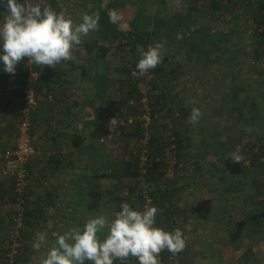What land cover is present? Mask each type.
<instances>
[{
    "label": "rangeland",
    "instance_id": "rangeland-1",
    "mask_svg": "<svg viewBox=\"0 0 264 264\" xmlns=\"http://www.w3.org/2000/svg\"><path fill=\"white\" fill-rule=\"evenodd\" d=\"M40 2L77 21L84 13L99 16L98 29L83 37L82 43L72 49L74 56L83 57L87 72L79 73V82L71 81L70 93L85 99L83 112L87 113L70 114L69 138L72 141L74 135H86L87 146L93 147L97 161L89 171L92 187L103 194L101 206L119 205L111 190H116L114 194L121 196L122 203L139 208L156 205L159 209L157 225L168 230L180 229L186 239L183 251L172 254L165 250L167 264H264V37H261L264 27H260L258 17L264 10L259 9L255 0ZM0 7L6 11L7 3H1ZM112 10L121 16L115 23L109 19ZM104 27L130 33L154 31L149 45L159 43L171 54L170 71L162 81L169 87L163 109L152 110L147 93L141 99L127 94L129 80L135 82L130 79L133 74L127 73L124 63L130 60V45L120 51L114 48L116 44L111 38L103 40L111 46L107 58H99L96 49L90 53L86 50ZM25 71L29 76L25 80L24 99L18 102L20 106L10 111L11 114H0V186L10 191L14 188L15 193L18 191L14 181L3 172L4 159L7 151L14 148L25 119L29 85L34 86L38 100L29 115L31 130L34 129V151L26 165L27 187L34 191L42 186L40 181L43 183L37 177V169L41 168L37 156L42 150L35 138L34 113L42 100L54 102L56 97L53 93L56 86L48 88L42 75L44 71L38 65L33 64ZM134 85L145 83L135 82ZM143 88L148 90L147 85ZM61 92L59 89L56 93ZM194 107L200 108L202 115L193 124L189 116ZM144 115L150 116L148 123ZM113 116L124 123L112 127L110 118ZM129 119L132 123L145 120L147 129L142 139L136 136V123H127ZM76 121H81L78 124L84 129H75ZM101 122L109 123L110 133L93 137ZM151 134L156 136L152 154L147 147ZM144 155L148 157L146 161L142 159ZM236 155L241 157L243 171L232 174L224 165L227 158ZM104 162L108 171L102 172ZM150 163L155 168L153 178L146 172ZM82 165L80 173L84 172ZM136 165L140 170L137 177ZM131 170L133 175H128ZM81 176L87 180L86 176ZM78 193L76 196L83 199V193ZM5 194V201L0 204V220H4L7 227L0 231V264H41L47 249L55 245L57 235L82 224L81 212L71 213L69 206L62 211L65 217L50 209L48 219L38 222L33 218L35 227L30 229L33 244L25 252L18 241L25 222V201L23 203L20 197L12 201V195ZM37 197L31 194L30 206L34 205L33 201L37 205ZM203 200L210 203L200 209L197 206ZM42 202L40 200L39 206H51ZM115 211L117 209L111 214ZM240 222H244L242 227ZM40 236L45 237L46 243L36 248L33 245ZM125 262L138 264L134 257L123 264Z\"/></svg>",
    "mask_w": 264,
    "mask_h": 264
},
{
    "label": "clouds",
    "instance_id": "clouds-1",
    "mask_svg": "<svg viewBox=\"0 0 264 264\" xmlns=\"http://www.w3.org/2000/svg\"><path fill=\"white\" fill-rule=\"evenodd\" d=\"M7 10L0 15V71L14 74L17 65L28 63L55 68L73 61V47L99 26L97 14L84 13L77 21L63 11H56L40 0H6ZM121 18L116 10L109 12L115 23ZM163 47L157 43L141 50L133 76H144L163 60ZM202 115L194 107L189 116L196 123ZM234 159L239 162L241 157ZM156 205L135 207L128 202L112 217L98 214L82 225L70 227L55 238L41 264H123L135 257L138 264H161L164 250L177 254L186 247L180 229L168 230L157 225ZM38 237L34 247L45 244Z\"/></svg>",
    "mask_w": 264,
    "mask_h": 264
},
{
    "label": "crops",
    "instance_id": "crops-1",
    "mask_svg": "<svg viewBox=\"0 0 264 264\" xmlns=\"http://www.w3.org/2000/svg\"><path fill=\"white\" fill-rule=\"evenodd\" d=\"M82 58L73 55V61L62 62V64H57L55 68L38 65L44 71V74L42 73L44 81L51 84L52 87L56 86L53 92L56 97L54 102L42 100L36 109V113H34V124L37 131L35 138L42 150L39 152L41 154L37 156V161L41 166V168L37 169V177L39 180H43V183L40 181L42 186L40 188L36 187L33 193L38 196L37 199L43 200V204H53L48 198L53 191L54 204L56 206H69V209H72L71 213L81 212L79 220L83 224L87 218L94 216L92 213L112 217L120 210V206H99L95 211L88 209L89 190L93 188L91 183L92 172L89 170L93 169V164L97 159L94 157L93 147H89L90 145L87 146L88 144H86V135H82L81 143H79L81 145L77 148L74 147L73 141L69 138V129L72 124L70 114L80 115V113H87V111L83 112V108L86 105L85 99H80L74 93H70L71 81L79 82V73L87 72ZM24 73L25 68L21 63L17 65L14 74L0 71V114L5 112L11 114L10 111H15L20 106L18 102L20 104V100L24 99L25 94ZM59 89L63 92L57 94L56 92ZM44 98L48 100L47 97ZM87 117L83 123L76 121L75 129H84L88 121ZM78 123H82L84 127ZM91 123L90 127H92ZM101 161H103V158H101ZM71 164L74 168L73 171H71ZM80 164H83L85 173L79 172ZM101 168L102 172L108 171V166L106 167L105 162L101 164ZM81 175L86 176L87 180L83 179ZM79 180L84 181L80 184ZM70 183H73V185L71 186ZM49 187L52 191H48ZM78 191L83 193V199L76 196L79 194ZM72 193H75V196L71 198ZM55 195H57V198ZM65 198L68 199L64 200ZM114 209H117V211L112 215L111 213ZM61 221H63L62 218Z\"/></svg>",
    "mask_w": 264,
    "mask_h": 264
},
{
    "label": "trees",
    "instance_id": "trees-1",
    "mask_svg": "<svg viewBox=\"0 0 264 264\" xmlns=\"http://www.w3.org/2000/svg\"><path fill=\"white\" fill-rule=\"evenodd\" d=\"M6 0H0V4L1 3H5ZM54 3V2H52ZM256 5H258L259 9L264 10V0H255L254 2ZM3 11L1 10L0 7V15H2ZM259 17V21H260V27H264V14L262 15H258ZM101 33L99 35L98 38H96L93 43L91 44V46H87V51L90 53L92 49H96L97 50V56H99V58H107L110 50H111V46L110 44L107 45L106 42H103V40L109 39L111 38L112 41L116 44L114 46L115 49H119L120 51L125 50L126 47H129V45L131 46V55H130V60L125 61L124 63H126V70L127 73H131L136 70V64L138 62V60L140 59V52L141 50L147 49L150 43V40L152 39L153 35H154V31H150V30H144V31H135V32H124L122 30H117V29H111V28H101ZM262 36L264 37V28L262 29ZM95 47V48H94ZM116 50V51H117ZM164 52H163V60L160 64L157 65V67H155L154 69L149 70L148 73H146L144 76H140L137 75L130 77V79H134V81L136 82V84L141 83H145V85L148 86V90L144 89L143 87H145V85H140L138 87H136L135 82H132L131 80H129V89L127 94H132V95H136L138 99H141L143 95H145V93H147V95H149V102L151 104L152 110L154 111H159L161 109L164 108V106L166 105V98L169 95V87L168 84L166 82L162 83L163 81V77L166 78V75L168 74V72L170 71V67H171V54L169 52H167V50H165L163 48ZM27 59L25 61H22L21 64H23L24 68H30L31 64H27ZM29 66H27V65ZM35 65V64H34ZM35 69L37 68V66L34 67ZM125 70V69H124ZM24 79L26 80V77L29 76V72L25 71L24 73ZM51 84H48V88H51ZM137 121V120H136ZM136 123V136H138L139 140L142 139L145 135H146V129H147V125L145 124V120H140L137 121ZM128 123V121H127ZM132 123V124H134ZM131 124V123H129ZM34 129L30 130L31 136H33ZM110 133V128H109V123L106 122H101L99 123L95 130L94 133L92 134L93 137H103L105 135H108ZM75 136V135H74ZM73 136V145L75 148L79 147L81 144V140L82 137L77 135L74 137ZM156 140V136L151 134V137H149L148 140V151L150 154H152L151 149L153 145H156V143L153 144V141ZM54 159V157H53ZM1 161V160H0ZM151 165V163H150ZM226 170L232 174H238L241 173L243 171V166L242 163L237 162L234 157L231 158H227L225 161V165ZM139 166L136 165L135 167V176L140 174V170L138 169ZM149 175L148 177H155V168H153V165L147 167V171H146ZM161 174V173H160ZM128 175H133V171L131 170V173L129 172ZM136 176V177H137ZM150 178V179H151ZM13 178H12V182H13ZM15 182V181H14ZM15 186V183H13ZM118 187V185H117ZM16 189V187H15ZM114 189V188H113ZM135 189V188H134ZM17 191V190H16ZM34 190H31V188L26 187L24 189L23 192H17L15 193L14 188H12V191H10L8 188H5L3 185L0 186V204H2V201H5V197L6 194L5 193H10L12 195V201L18 200V198H22L23 199V203L25 201V211H26V216L24 218L25 222L24 227L20 230L21 235L19 236L18 241H21L20 243L23 244L24 248H25V252L28 251V248L31 247L32 243V232L30 229L34 228V222H33V218H36L37 221L39 222L40 219L41 220H46L48 219V215L47 211L49 212L50 209H54L55 211H57L58 213L62 211H64L65 207L67 206H56L54 203V196L51 194L50 197H48L51 200V206H39V202L41 199H36L37 201V205H35V201L34 205L35 208L33 206L29 205V197L31 196V194L33 193ZM114 191L116 190H111V194L113 195V197H115V199L118 200L119 205L120 206L122 204V198L121 196H118L117 194H114ZM90 192V200L88 201V209L91 211H95L98 209L99 206L102 205L101 203V198L103 197L101 191L95 189V188H91L89 190ZM17 194V196H16ZM140 197L143 199V196L140 195ZM38 198V197H37ZM210 200H203L199 203V207L201 209V207H205L202 205H206L209 204ZM62 215V217H65V215L62 213L60 214ZM50 217V216H49ZM52 218V217H50ZM82 223V222H81ZM244 225V222H240V227H242ZM6 224H4V220H0V231L1 229H6ZM62 234V233H61ZM167 252L164 250L160 253V258H161V264H167ZM17 258H21V255H17ZM4 259V258H3ZM27 258H24V261L26 262ZM134 260H136V258L134 257ZM138 262V261H137ZM15 264H19V262H15ZM124 264H128L127 262H125Z\"/></svg>",
    "mask_w": 264,
    "mask_h": 264
},
{
    "label": "built area",
    "instance_id": "built-area-1",
    "mask_svg": "<svg viewBox=\"0 0 264 264\" xmlns=\"http://www.w3.org/2000/svg\"><path fill=\"white\" fill-rule=\"evenodd\" d=\"M34 76H36V73L33 74V77ZM37 105L38 100L36 97V90L34 89V86L30 84L26 95V107L24 110L25 119L20 126L19 134L16 139L14 148L7 151L4 159L6 160V167L4 168L3 172L13 178V180L15 181L14 183L16 186V190L18 192H23L24 189L28 186L29 172L26 169V165L29 162L30 157L32 156L34 151L32 136L30 133L31 124L29 123V115L31 110L34 109ZM117 116H113L110 118L112 127L119 123H124L122 119ZM144 117L146 118V123H148L150 121V116L144 115ZM128 121V123H132V119H129ZM142 159L146 161L148 159L147 155L142 156Z\"/></svg>",
    "mask_w": 264,
    "mask_h": 264
}]
</instances>
